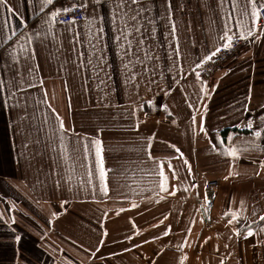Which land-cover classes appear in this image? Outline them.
<instances>
[{"label": "crops", "instance_id": "crops-1", "mask_svg": "<svg viewBox=\"0 0 264 264\" xmlns=\"http://www.w3.org/2000/svg\"><path fill=\"white\" fill-rule=\"evenodd\" d=\"M80 2L0 5V264H264V0H141L128 54L111 0L49 24Z\"/></svg>", "mask_w": 264, "mask_h": 264}, {"label": "snow or ice", "instance_id": "snow-or-ice-1", "mask_svg": "<svg viewBox=\"0 0 264 264\" xmlns=\"http://www.w3.org/2000/svg\"><path fill=\"white\" fill-rule=\"evenodd\" d=\"M92 2L94 4H96L97 6H99L103 0H92ZM249 2H251V0H249ZM6 3V0H0V5H5ZM53 3V0H43V5L44 7L48 6V5H51ZM111 3H112V7L114 9V12H113V16H114V20H113V23L115 24L116 21L118 20L120 22V24L122 25V30L121 29H116L117 31L120 32V35L116 38L117 39V46L118 47H121L119 41L120 39H124L127 43H128V49L126 51V54H128L130 51H131V47H132V44H131V41L128 40V37L129 35H132V34H140L141 38L139 39L138 43L139 45H143L145 43L144 39H143V34L141 33V18H143V15L145 12L148 11V9L144 6H142L141 4V0H111ZM75 6H78L80 8H86L87 7V2L86 0H81V2L78 4V5H75ZM170 8H171V0H167V3H166V10H168V15L169 17H171V11H170ZM8 12H12V9L11 8H7L6 9ZM41 10L43 11V7L41 8ZM64 12H67L68 9L65 8L63 9ZM60 10L57 9L55 11H52L51 13V19L49 20V24L53 23L54 20H55V17L59 14ZM252 17L254 18L252 20V24H253V28L252 29H249L247 34L249 36H251L253 34V31H255V23H256V19L258 17V12H257V9L255 7H253V11H252ZM74 22V19L73 21ZM174 25H173V32H174ZM98 31L102 32L103 29H98ZM13 35H15V33H13ZM241 38H242V35H241ZM233 39L232 36H229L227 34H225V37H224V43L222 44V47L224 48H228L230 47V41ZM29 43H31V40L29 38L28 40ZM142 50V49H141ZM15 51V49H14ZM220 51V48L217 47L215 49V52H219ZM215 52L212 53V55H215ZM178 54V53H177ZM208 59H210V57L208 55H205L203 57V59L200 61L199 64H197V67L200 66V64H203L205 61H207ZM13 60L15 61V57H13ZM18 63V61H15ZM89 63H91V60L88 61ZM141 63H143L142 61H140ZM129 63H131V61H129ZM125 69L128 68V65H124ZM145 71H147V67L145 66ZM136 79V76L135 75H131L130 77H128V82H131L132 80H135ZM2 87V86H0ZM18 90H22V89H18ZM201 91H203V89H201ZM250 99V97H249ZM244 110L246 111L247 110V107L244 106ZM261 122L264 123V117H261ZM246 127L249 128V129H253V122L251 120L247 121V124H246ZM59 129H60V132L61 134L64 133L65 129H64V125L62 122L59 123ZM201 131H203V126L201 124ZM261 131H264V130H255L253 129L252 131V135H254L255 137H260L261 136ZM231 139V138H229ZM99 141H94V144L96 145H99ZM225 151L228 153V155H231L233 157H235L236 155V150L233 149L231 151H229L228 149H225ZM99 152H100V149L99 147H97V155H99ZM151 158V157H149ZM185 163H187V161H185ZM261 167L264 168V161H261ZM103 175V173H102ZM175 175V173L173 172V176ZM232 173L229 172V176H231ZM227 179V177H226ZM160 189L162 191L166 190V184H165V178L163 177V174L161 173V182H160ZM106 192V190H105ZM171 194H174V193H171ZM235 218V217H233ZM260 220L261 221H264V216H260ZM190 231V229H189ZM165 235H167V231L164 233ZM248 234L251 235L252 232L251 230L249 229L248 231ZM186 259V257H182L179 264H184V260Z\"/></svg>", "mask_w": 264, "mask_h": 264}, {"label": "built area", "instance_id": "built-area-1", "mask_svg": "<svg viewBox=\"0 0 264 264\" xmlns=\"http://www.w3.org/2000/svg\"><path fill=\"white\" fill-rule=\"evenodd\" d=\"M86 13L85 8L72 7L68 9L67 12H61L56 17L54 22L58 24H68L74 22H79L84 19ZM264 23V5H261L258 9V25ZM243 42L241 39H234L230 42V47L224 48L220 47L219 52H215V55L209 54L210 59L200 64L199 67L195 68L196 79L203 85H208L211 81L215 71L219 69L223 64L230 58L234 57L239 49L241 48ZM218 188L217 181H208L204 186V196L200 200L201 204L204 206L205 211H209L211 202L214 200L215 193ZM209 215V212H207ZM208 226H211L208 223Z\"/></svg>", "mask_w": 264, "mask_h": 264}]
</instances>
